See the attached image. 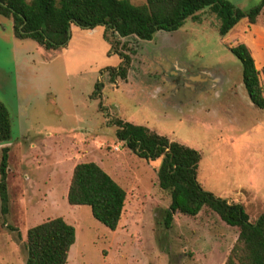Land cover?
Returning <instances> with one entry per match:
<instances>
[{
    "label": "rangeland",
    "instance_id": "obj_1",
    "mask_svg": "<svg viewBox=\"0 0 264 264\" xmlns=\"http://www.w3.org/2000/svg\"><path fill=\"white\" fill-rule=\"evenodd\" d=\"M229 1L242 8L257 2ZM217 25L202 9L150 40L70 24L63 46L44 49L14 37L10 18L0 15V101L10 124L0 142L7 147L0 264H24L26 229L55 216L75 232L64 264H223L236 227L204 206L194 216L173 212L164 226L169 190L157 185L160 157H137L108 122L145 125L196 149L195 177L204 190L239 201L250 221L264 212V109L248 100L228 50L241 41L264 64V7L254 23L240 19L224 36ZM115 52L129 56L123 80L104 70L118 64ZM194 73L201 83L190 80ZM80 161L95 162L126 192L114 230L87 205L66 202Z\"/></svg>",
    "mask_w": 264,
    "mask_h": 264
},
{
    "label": "trees",
    "instance_id": "obj_2",
    "mask_svg": "<svg viewBox=\"0 0 264 264\" xmlns=\"http://www.w3.org/2000/svg\"><path fill=\"white\" fill-rule=\"evenodd\" d=\"M264 7V0L239 7L229 0H0V15L11 20L14 37L30 38L44 49L65 44L70 24L82 28L103 25L118 37L135 36L148 40L156 30L177 29L185 18L194 19L207 10L218 20L217 32L224 36L240 19L249 24ZM239 61L241 81L250 102L264 109V65L256 68L248 47L241 41L228 46ZM111 74L125 77L128 57ZM97 87V85H96ZM115 137L137 157L153 160L157 185L169 190V203L163 216L168 227L173 212L194 216L207 207L225 224L235 226L237 235L223 264H264V212L250 221L241 204L204 190L195 177L199 152L148 127L116 119ZM7 110L0 101V142L9 137ZM7 147L0 148V211H6ZM125 190L93 161L76 162L70 173L65 198L69 205H87L91 216L110 230L117 227ZM74 227L55 216L28 227L23 243L24 264H64L74 241Z\"/></svg>",
    "mask_w": 264,
    "mask_h": 264
},
{
    "label": "flooded vegetation",
    "instance_id": "obj_3",
    "mask_svg": "<svg viewBox=\"0 0 264 264\" xmlns=\"http://www.w3.org/2000/svg\"><path fill=\"white\" fill-rule=\"evenodd\" d=\"M87 29V28H86ZM90 29H92V28H90ZM104 29H107V28H105L104 27ZM107 30H109L112 34H114L113 32H112V30L111 29H107ZM164 31V30H163ZM155 33V32H154ZM153 33V34H154ZM68 34H69V29H68ZM105 35V37H106V34H104ZM129 36H132V35H129ZM124 37H127V36H124ZM133 37H135V36H133ZM107 38V37H106ZM135 38H137V37H135ZM108 39V38H107ZM137 39H139V38H137ZM151 39V38H150ZM150 39H148V40H150ZM109 40V39H108ZM141 40H143V39H141ZM109 44H110V46H111V48H112V42H110L109 41ZM115 44V43H114ZM118 56H119V58H120V60H119V62H118V64L116 65V66H114V67H105L104 68V70H106V72H107V74H108V77L109 78H115V77H118V78H120L117 74H111V69L110 68H114V73L118 70V66L119 65H121L122 64V61H123V58L121 57V55H120V53L121 54H124V55H126L127 57H128V61H127V64H128V62H129V56L126 54V53H122V52H115ZM126 64V65H127ZM125 73H126V71H125ZM172 74H174L175 72L174 71H172L171 72ZM175 74H177V73H175ZM124 78H126V76L124 77ZM124 78H120V79H124ZM189 78H190V80H192V82H194V83H201L202 82V80L204 79V77L202 76V75H200V74H197V73H194V74H191L190 76H189ZM203 78V79H202ZM242 82V81H241ZM111 83H113V82H111ZM96 85H97V82L93 85V88L94 89H96ZM242 85H243V83H242ZM244 87V86H243ZM246 92V91H245ZM247 95V94H246ZM247 98H248V96H247ZM248 100H249V98H248ZM250 101V100H249ZM251 103V102H250ZM252 104V103H251ZM253 105V104H252ZM253 106H255V105H253ZM256 107V106H255ZM258 108V107H257ZM116 119H119V118H116ZM116 119H110V120H108V122H110V123H112V124H114L115 125V123H114V121L116 120ZM120 120H122V119H120ZM122 121H126V120H122ZM127 122H129V121H127ZM116 126V125H115Z\"/></svg>",
    "mask_w": 264,
    "mask_h": 264
},
{
    "label": "crops",
    "instance_id": "obj_4",
    "mask_svg": "<svg viewBox=\"0 0 264 264\" xmlns=\"http://www.w3.org/2000/svg\"><path fill=\"white\" fill-rule=\"evenodd\" d=\"M261 37H260V35L259 36H257V39L256 40H258V39H260ZM255 44V43H254ZM247 47H248V49H249V51H250V54H251V56H252V58H253V63H254V66L256 67V68H260L261 66H262V64L260 65V64H256V60H255V57L252 55V51L251 50H253L252 48V46H248V45H246ZM256 48L255 49H257L258 48V41H256ZM264 65V64H263ZM145 126V125H144ZM146 127H148V126H146ZM148 128H150V127H148ZM153 130V129H152ZM164 135H166L167 136V134H164ZM168 136H170V135H168ZM170 140H173L172 139V137H168ZM174 138V137H173ZM174 140H176L175 138H174ZM228 203H239V201H237L236 199H229V198H227V197H225L224 198Z\"/></svg>",
    "mask_w": 264,
    "mask_h": 264
}]
</instances>
